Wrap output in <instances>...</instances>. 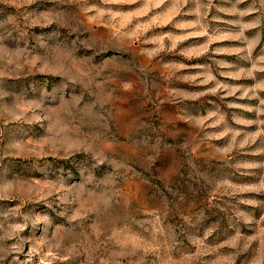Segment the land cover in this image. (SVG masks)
Segmentation results:
<instances>
[{
	"label": "rangeland",
	"instance_id": "rangeland-1",
	"mask_svg": "<svg viewBox=\"0 0 264 264\" xmlns=\"http://www.w3.org/2000/svg\"><path fill=\"white\" fill-rule=\"evenodd\" d=\"M0 264H264V0H0Z\"/></svg>",
	"mask_w": 264,
	"mask_h": 264
}]
</instances>
